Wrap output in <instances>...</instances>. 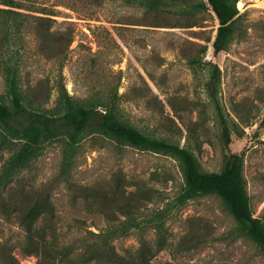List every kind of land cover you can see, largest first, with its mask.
Masks as SVG:
<instances>
[{
  "label": "rangeland",
  "instance_id": "rangeland-1",
  "mask_svg": "<svg viewBox=\"0 0 264 264\" xmlns=\"http://www.w3.org/2000/svg\"><path fill=\"white\" fill-rule=\"evenodd\" d=\"M23 2L20 9L0 3L5 103L1 62L9 49L20 60L27 104L53 109L62 83L74 99L113 102L127 124L186 146L204 171L221 169L226 151L207 87L218 26L210 8L182 14L122 0ZM236 6L218 98L230 148L242 154L252 212L264 221V0ZM12 18L21 20L17 31ZM20 145H0V264H264V252L235 232L217 195H198L157 217L184 185L172 155L91 132L74 146L63 137L47 142L6 178Z\"/></svg>",
  "mask_w": 264,
  "mask_h": 264
},
{
  "label": "trees",
  "instance_id": "trees-1",
  "mask_svg": "<svg viewBox=\"0 0 264 264\" xmlns=\"http://www.w3.org/2000/svg\"><path fill=\"white\" fill-rule=\"evenodd\" d=\"M125 4L150 9L168 10L182 14H193L210 8L218 21L215 38L211 45L208 91L221 138L225 146V157L219 171H204L194 153L184 145L148 135L121 120L114 110L113 102L95 99L77 100L69 95L62 83L58 84V103L53 109L31 106L25 102L20 77V60L12 51H4L1 71L5 79V92L9 103L0 98V145L6 146L13 140H21L18 151L5 168L6 178L40 154L44 145L63 137L67 144L76 145L83 134L100 132L120 145L135 147L174 156L180 163L184 185L169 206L159 210L157 217L164 216L175 206L202 194L217 195L237 222L235 232L252 240L264 252V221L252 212L242 175L241 153L231 150V125L224 107L218 98L220 84L218 65L228 51L236 29L240 12L238 0H205L182 2L179 0H122ZM10 8H23V0H0ZM240 7V3H238ZM21 15L17 10H4ZM21 20L12 18V30H18ZM10 52V55H9ZM193 62L192 64H194ZM102 107L99 109L98 107ZM264 123V116L262 118ZM234 231H230L232 235Z\"/></svg>",
  "mask_w": 264,
  "mask_h": 264
}]
</instances>
